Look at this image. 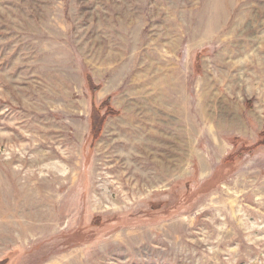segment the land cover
Returning <instances> with one entry per match:
<instances>
[{
	"label": "rangeland",
	"instance_id": "obj_1",
	"mask_svg": "<svg viewBox=\"0 0 264 264\" xmlns=\"http://www.w3.org/2000/svg\"><path fill=\"white\" fill-rule=\"evenodd\" d=\"M263 135L264 0H0V264H264Z\"/></svg>",
	"mask_w": 264,
	"mask_h": 264
},
{
	"label": "trees",
	"instance_id": "obj_2",
	"mask_svg": "<svg viewBox=\"0 0 264 264\" xmlns=\"http://www.w3.org/2000/svg\"><path fill=\"white\" fill-rule=\"evenodd\" d=\"M98 132V130L96 131V133ZM264 136V135H263ZM263 140H264V138H263Z\"/></svg>",
	"mask_w": 264,
	"mask_h": 264
}]
</instances>
